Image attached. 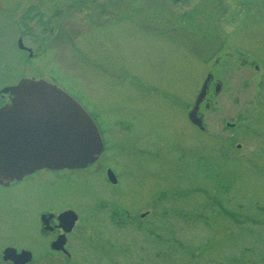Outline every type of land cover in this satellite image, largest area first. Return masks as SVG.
I'll use <instances>...</instances> for the list:
<instances>
[{"label":"rangeland","instance_id":"374dc122","mask_svg":"<svg viewBox=\"0 0 264 264\" xmlns=\"http://www.w3.org/2000/svg\"><path fill=\"white\" fill-rule=\"evenodd\" d=\"M19 36L43 56L27 62ZM37 70L106 145L94 170L22 183L40 209L82 211L55 264H264V0H0V86ZM209 74L200 126L188 115ZM4 205L0 242L33 243L32 211Z\"/></svg>","mask_w":264,"mask_h":264},{"label":"water","instance_id":"95a60500","mask_svg":"<svg viewBox=\"0 0 264 264\" xmlns=\"http://www.w3.org/2000/svg\"><path fill=\"white\" fill-rule=\"evenodd\" d=\"M210 78L211 74L189 112L197 124H201L198 109ZM1 92H10L11 98L0 106V181L21 178L41 168L85 167L103 152L104 142L93 117L57 84L24 77ZM108 173L116 182L114 172L109 169ZM60 218L66 220L65 229L70 231L77 214L66 210Z\"/></svg>","mask_w":264,"mask_h":264},{"label":"flooded vegetation","instance_id":"af4514ba","mask_svg":"<svg viewBox=\"0 0 264 264\" xmlns=\"http://www.w3.org/2000/svg\"><path fill=\"white\" fill-rule=\"evenodd\" d=\"M178 1V0H176ZM180 1V0H179ZM40 5V4H39ZM199 2L195 4L194 7H192L191 12H194L193 10L198 9ZM12 7V6H11ZM9 9L10 13L13 14V11L15 10L14 8L17 7L15 4V7ZM103 11H105L103 9ZM120 15V14H117ZM24 24V23H23ZM28 25L25 24V30ZM51 25L47 24L46 21L44 24L41 25L45 30H47ZM56 34V33H55ZM55 37V35H54ZM53 37V38H54ZM50 39L47 41L49 42ZM45 41H42L44 43ZM18 47L25 52V59L27 62L32 60L33 58H41L45 52L46 46H41V47H36L32 48L24 43L23 36H19L18 41H17ZM35 67L36 64H35ZM37 74H33L28 77L32 78H43V79H48L50 81H53L51 78L52 76L47 74V73H40L38 70L36 72ZM20 79L22 77H25L27 75H22V73L19 74ZM14 84V83H13ZM8 86V84L0 86V89L3 87ZM10 98L9 93H1L0 94V105L4 104L7 102ZM208 101V100H207ZM207 104H209L207 102ZM200 112V111H199ZM200 114H202L200 112ZM93 115V114H92ZM95 118L96 122L99 125L100 131L103 135V131L100 127L98 119L93 115ZM194 126V124H192ZM229 125V126H228ZM232 124L230 122L227 123V127H231ZM197 130H203L205 127L200 128L194 126ZM104 138V137H103ZM102 154L100 157L94 161L93 163L89 164L88 166L84 168H79L76 170H85V169H91L94 170L97 168V166L100 164V159H101ZM112 168L111 166H106L103 168L105 177L108 179V181L112 185H118L119 183V177L117 173L115 172L116 175V182H112L109 177H108V169ZM41 170H49V171H63V170H75V169H49V168H43L36 170L32 173H29L19 179H14L11 181H0V199L2 201L6 202L5 209L7 210H13L15 213H27L26 208H28L32 213L35 215V221L33 223V229H34V234H35V239L33 240V243L27 244V243H22L20 241H12V240H2L0 242V264H55L59 262L61 259L66 261L71 259L70 257L72 256V245L70 244L71 240V234L75 230V226L77 222L80 219V211L77 207L74 205L70 206H64L55 208H39V206L34 205V201L37 202L38 200L34 199L31 197V194L34 192L35 188L31 186V189H26L22 187L23 182H30V180L38 173V171ZM21 186L19 188V191L17 190L16 192H8L9 189H12L16 186ZM13 198H17L18 200L15 201L16 203L12 204L14 201H12ZM29 201V205H26L25 202ZM32 206L34 209L28 207ZM74 206V207H73ZM104 206H108V201H105V203H102V201L97 203L96 208H103ZM118 209L115 210V212L112 213L114 218L119 217L120 221L123 219L122 215V208L117 206ZM67 209H73L76 211L78 214V219L73 226V228L70 231H66V220L64 221L63 218H60V214ZM129 213V212H127ZM145 213V214H144ZM149 212H142L141 216L145 217ZM117 214V215H116ZM63 239V241H62ZM60 241H62L60 243ZM16 242V243H14ZM26 244V245H25ZM59 247V248H58ZM14 249V250H13ZM8 250V251H7ZM7 251V252H6Z\"/></svg>","mask_w":264,"mask_h":264}]
</instances>
